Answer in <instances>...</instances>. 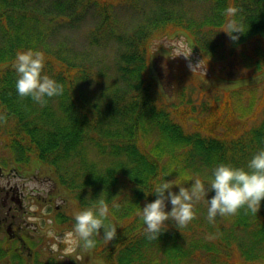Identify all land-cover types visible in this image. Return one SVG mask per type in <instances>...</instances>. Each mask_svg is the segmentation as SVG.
I'll return each mask as SVG.
<instances>
[{
    "label": "trees",
    "instance_id": "1",
    "mask_svg": "<svg viewBox=\"0 0 264 264\" xmlns=\"http://www.w3.org/2000/svg\"><path fill=\"white\" fill-rule=\"evenodd\" d=\"M147 1L155 5L141 7L139 0H0V114L6 116L0 121V144L10 155L5 163L10 160L11 168L20 169L38 161L51 170L58 188L80 210L94 207L102 194L109 206L106 222L117 227V238L106 245L95 236L96 246L86 251L99 254L104 264H191L195 257L203 262L220 251L239 257L227 264H262L264 200L257 215L241 209L224 217L228 227H202L195 218L196 231L170 225L155 241L146 239L137 213L139 207L155 201V184L167 178L158 161L164 153L174 163L184 161L183 172L190 167L201 170V163L211 177L220 164L247 170L254 154L264 149V97L262 118L253 128L239 129L232 125L233 116L217 115L215 104L209 103L210 132L188 133L159 103L161 77H151L148 66L152 41L177 31L215 73V65L235 67L240 62L263 71L264 0ZM229 6L240 10L235 19L244 33L235 34L236 42L223 32V13ZM84 25L90 26L85 41L91 51L118 44L114 86L102 90L97 99L93 87L106 85L103 69L66 38ZM27 50L42 52V75L63 86V94L44 107L16 92L17 76L11 65L17 52ZM182 64L178 69L191 73ZM226 108L224 102L215 110L221 114ZM179 110L184 119L191 112L185 107ZM221 123L227 129L219 136L215 132ZM150 136L153 144L148 152L141 151L139 142L149 143ZM59 222L75 224L64 214H59ZM207 236L214 237L212 242L205 240ZM202 250L206 252L200 255Z\"/></svg>",
    "mask_w": 264,
    "mask_h": 264
},
{
    "label": "rangeland",
    "instance_id": "2",
    "mask_svg": "<svg viewBox=\"0 0 264 264\" xmlns=\"http://www.w3.org/2000/svg\"><path fill=\"white\" fill-rule=\"evenodd\" d=\"M141 7L151 8L155 4L150 3L147 0H139ZM148 11V10H147ZM199 9L196 8V13H199ZM130 19L131 16L128 15ZM127 18V19H128ZM89 25H84L80 29L75 30L66 37L67 42L72 44L75 50L78 53H84L90 59L97 61V66L103 69V73L107 78L106 85L98 87L94 86L95 95L93 98H99L102 90L111 88L113 84V64L116 59L118 52V44L108 43L105 46L96 47L91 51L87 46L85 41ZM171 31V30H170ZM169 32V30H168ZM61 39H64L60 35ZM183 43L186 45V48L181 49L180 51L184 54H187L188 49H192V46L187 37L177 31L169 32L162 36H158L157 39H154L151 43V53L149 55L148 66H149V75L154 79H158L159 83L163 87V99L159 100V103L164 105L172 114V117L175 122L182 123L184 125V130L188 133L190 132H199L203 135H206L210 132L209 123L206 121V114H208L209 103L215 104L216 107L213 110L217 115L223 116H233L231 120H234L232 125H237L239 129H250L258 125L262 118V110L260 99L264 97V70L258 71L253 66H245L241 62L235 63L236 66H221L215 65V73L212 69L208 68L205 64L204 59L195 52L192 51L191 56L188 59H185L183 56L177 57L180 53L176 51L179 45ZM176 57V58H175ZM180 62L182 65L186 66L187 73L183 70H179L178 66ZM196 65L201 62L199 68H197L193 73L190 71L188 65ZM226 67V68H225ZM222 77H226L228 80L223 82ZM105 81V80H104ZM203 82V89L201 83ZM232 85L233 87H229ZM238 88H235L237 87ZM235 88V89H234ZM208 89V90H207ZM253 99V102H252ZM227 102V108L224 113L219 114L217 110L221 108L222 103ZM252 102V106H249ZM187 108L190 112V115L184 119L180 114V108ZM203 123V127H200V124ZM226 124H219V130H215V134L222 135L227 127ZM149 143H146L145 140H141L138 145H140V150L143 152H148L149 147L153 144L154 138L152 136L147 137ZM181 152V151H178ZM150 154V152H149ZM9 153L5 150L4 146H0V160L3 157H9ZM159 167H165L167 171L163 173L167 178L166 181H171L176 179L178 183L183 184L184 186H190L191 183L196 179H201L202 182H209L212 176L211 171L200 163L201 170L195 171L193 167L188 168L186 171L180 170V166H184V161L181 163H174L171 159L169 153H164V155L158 159ZM1 167V165H0ZM18 170L34 172L37 178L42 180H36L34 187L37 191L38 198H52L51 202L54 205L63 204V210H67V213L74 216V213L79 210V206L71 200L69 195H65L64 192H58L56 188L58 186L54 184L53 175L50 169L43 168L42 166L33 167L30 170H26L25 167H19ZM35 168V169H34ZM2 170L7 171L8 169L2 166ZM169 170V172H168ZM162 175V177H163ZM4 182V180H1ZM161 180L160 182H162ZM159 182V183H160ZM173 192H179L178 187H173ZM49 194V197H48ZM167 195V193H166ZM65 197L64 201L62 198ZM213 195L210 193L206 199H211ZM166 211H171L170 202H166ZM195 218L199 220V225L202 227H210L212 224L213 227L230 226V222L225 220L224 217H217L215 223H209L207 220V204L204 200H201L194 204ZM37 223H41V220L37 219ZM40 225V224H39ZM173 225L169 222L168 226ZM198 223L191 221L185 228H191L192 231L197 230ZM47 235V233H44ZM190 236V234H189ZM192 239L191 236L188 237ZM67 245L64 249L65 251H71L76 245L71 242V238H67ZM208 242L211 240L205 239ZM205 250L200 252V255L205 254ZM95 257L93 255L91 259L84 260L82 264H95ZM94 258V259H93ZM238 259L235 257V253L228 256L225 251H220L215 258L206 257L202 261H198L195 257L191 264H227L228 260L235 262ZM264 264V261L262 262Z\"/></svg>",
    "mask_w": 264,
    "mask_h": 264
},
{
    "label": "clouds",
    "instance_id": "3",
    "mask_svg": "<svg viewBox=\"0 0 264 264\" xmlns=\"http://www.w3.org/2000/svg\"><path fill=\"white\" fill-rule=\"evenodd\" d=\"M240 10L229 6L224 10L226 23L223 32L231 41L236 42L243 34L242 26L235 17ZM186 48L181 43L176 49L188 59L193 51L188 49L187 54L180 50ZM176 58V57H175ZM201 62L196 65L189 62L192 73L199 68ZM15 71L17 80L16 92L21 99L31 98L41 107L47 105L48 100L63 94V86L48 75H42L45 67V56L40 51L27 50L17 52L11 65ZM0 121H6V116L0 114ZM173 187H178V194L173 192ZM210 192L215 195L206 199ZM167 193V195H166ZM153 194L157 197L154 202L146 203L137 215L145 225L143 231L149 241L158 240L159 236L168 228L169 222L177 229L185 228L195 219L194 204L204 200L207 204V220L215 223L217 217L235 216L241 209L245 214L250 212L257 215L264 200V149L259 150L247 163V170L235 168L230 165L220 164L212 170V178L206 185L201 179L196 178L190 186L178 183L176 179L163 180L155 184ZM166 202H170L171 211H166ZM118 207V206H114ZM109 217V206L102 198V194L94 207H89L74 213L75 224L73 230L66 233V238L82 247L91 250L96 246L95 236H101L104 243L109 245L117 238V227L107 223ZM101 229L103 234L101 235ZM206 239H214L207 236Z\"/></svg>",
    "mask_w": 264,
    "mask_h": 264
},
{
    "label": "flooded vegetation",
    "instance_id": "4",
    "mask_svg": "<svg viewBox=\"0 0 264 264\" xmlns=\"http://www.w3.org/2000/svg\"><path fill=\"white\" fill-rule=\"evenodd\" d=\"M35 181L33 172L0 168V264H82L80 246L64 250L59 206L37 197Z\"/></svg>",
    "mask_w": 264,
    "mask_h": 264
}]
</instances>
